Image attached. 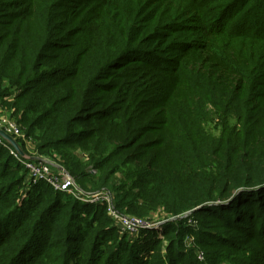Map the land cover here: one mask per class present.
Here are the masks:
<instances>
[{
	"label": "trees",
	"instance_id": "obj_1",
	"mask_svg": "<svg viewBox=\"0 0 264 264\" xmlns=\"http://www.w3.org/2000/svg\"><path fill=\"white\" fill-rule=\"evenodd\" d=\"M0 107L85 193L126 170L117 212L170 218L130 242L0 145V264H264V0H0Z\"/></svg>",
	"mask_w": 264,
	"mask_h": 264
},
{
	"label": "built area",
	"instance_id": "obj_2",
	"mask_svg": "<svg viewBox=\"0 0 264 264\" xmlns=\"http://www.w3.org/2000/svg\"><path fill=\"white\" fill-rule=\"evenodd\" d=\"M0 127L4 130L9 136H11L15 142H24L26 143V133L24 130L19 127L17 124L9 123L1 125ZM23 131V132H22ZM0 145L6 146L9 145V151L12 156L18 161H20L28 171V175L30 180L35 182L43 181L51 185L55 190L64 192L65 194L70 195L73 190H75L80 197L86 198L89 204H107V198L104 194L105 191L99 193H85L76 183L75 179L61 171V169L51 161L44 159L43 161H35L28 160L24 158L16 148L9 143L6 139L1 137L0 135ZM54 169H57V174L53 172ZM81 198V200H85ZM85 200V201H86ZM98 202V203H97ZM108 206V213L112 220L115 221L116 225L120 229L122 234H140L141 232L153 230L157 226L153 223H150L146 220V218L134 217V216H126L120 214L114 209ZM193 223V221H190ZM189 247L191 243L188 242ZM197 259L202 264H208L207 256L202 251H197Z\"/></svg>",
	"mask_w": 264,
	"mask_h": 264
},
{
	"label": "rangeland",
	"instance_id": "obj_3",
	"mask_svg": "<svg viewBox=\"0 0 264 264\" xmlns=\"http://www.w3.org/2000/svg\"><path fill=\"white\" fill-rule=\"evenodd\" d=\"M225 107H226V104H222L221 105L222 109H224ZM1 108L2 107H0V124L1 125L13 123V124H17L19 127L23 128L21 125H19L20 113H17L14 110H4V109H1ZM207 108H208V110L210 112H213V113L216 112L215 106L211 102H207ZM220 120L221 119H220L219 113H215L213 117L209 118L208 129H207V131H209L208 132L209 134L212 133L210 128H212V131H216V125H218V122H220ZM0 129L2 130L1 127H0ZM179 137H180V135L178 133L170 134L168 136L169 139H173V140H178L177 138H179ZM16 143H17V146L19 147V149L22 152H24V153L26 152L25 154L27 156H29L30 158L37 159L38 161H40V160L43 161L44 159H46V160H49V161L53 162L52 164L60 166V165L57 164L58 161H56L55 159L50 158V157L40 156L36 152V148H35L34 143L32 141H29L27 138H26V143H24V142H16ZM186 143H188V141L182 140V144H186ZM78 147L79 146H74V148H73V152L75 151L74 153H76V151L79 149ZM164 155L165 156L168 155L167 151H165ZM80 157L84 158L83 156H80ZM82 160H84V159H82ZM59 168L61 169V171L63 173H66V174L70 175L65 170V168H63L62 166H60ZM53 172L55 174L58 173L57 169H54ZM126 172L127 171L125 170L123 174L118 173L117 177H114V179L111 181V189H107L104 192V194H105V196L107 198V201L105 203H107L110 208H112V209L115 208L116 211H118L117 208H116L117 204H118V202H117L118 196H120L121 192H124V191H122L123 189H121L120 187L123 186V183L121 181L124 180V177L126 176ZM90 173L95 175V176H99V174L97 175V172L94 171V170H90ZM29 180H30V177H29ZM131 186L132 185L126 186V189L130 188ZM59 192H61V191H59ZM61 193H64V192H61ZM95 193H99V192H95ZM88 194H90V193H88ZM70 196H72L74 199L78 200L82 204H89V202H87V200H86L87 197L86 198L80 197L75 190H73V192L70 194ZM81 198L85 199L86 201L85 200H81ZM90 205H94V204H90ZM126 216H133V215L126 214ZM141 218H146V220L148 222L153 223L155 226H157L153 230H149V231H145V232H147V233H155L156 236L153 237L155 240H159V239L163 238V232H164L163 225L168 220H170V218H168V216H166L164 214V212H162V211L153 212V213H151L150 217H141ZM184 218L186 220L189 218L187 226H193L194 228H198L199 224L197 222H194L195 219L192 216V213H190V212L186 213L184 215ZM190 221H193V223H190ZM139 235L140 234L131 235L132 237L130 236L131 238H128V239H129L130 242H133V240L135 242L136 240H138L137 237ZM146 243H148V242H145V244ZM166 246H167V243H164V248ZM221 252H222L221 253L222 256H221V259L219 260V264H233L232 261L228 259L230 257V255H232V254L228 253V251H224V250H222ZM152 254H153V252L147 251L146 253H143L141 255V257L144 258V259H147Z\"/></svg>",
	"mask_w": 264,
	"mask_h": 264
},
{
	"label": "water",
	"instance_id": "obj_4",
	"mask_svg": "<svg viewBox=\"0 0 264 264\" xmlns=\"http://www.w3.org/2000/svg\"><path fill=\"white\" fill-rule=\"evenodd\" d=\"M0 135L1 137H3L4 139H6L9 143H11L15 148L16 150L19 151V153L26 159L28 160H35V161H38L37 159H34V158H30L29 156H27L24 152H22L19 147L17 146V143L15 142V140L9 136L6 132H4L3 130L0 129ZM53 163V162H52ZM55 165V164H54ZM57 166V165H55ZM57 167H60V166H57Z\"/></svg>",
	"mask_w": 264,
	"mask_h": 264
}]
</instances>
